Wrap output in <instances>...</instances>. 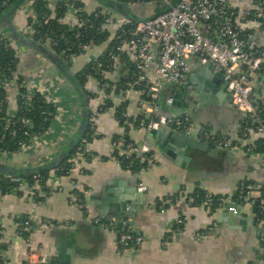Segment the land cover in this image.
Instances as JSON below:
<instances>
[{
	"label": "crops",
	"instance_id": "obj_1",
	"mask_svg": "<svg viewBox=\"0 0 264 264\" xmlns=\"http://www.w3.org/2000/svg\"><path fill=\"white\" fill-rule=\"evenodd\" d=\"M30 2L31 0H26L9 11L12 5L1 16L2 28L12 42L19 61L15 72L23 80L39 79L50 86L55 81H67L46 57L22 45L10 35L14 28L40 43L32 37L28 26ZM83 2L88 11L98 6L93 0ZM229 2L242 17H249L258 3L256 0ZM134 8L137 11L141 9L136 6ZM262 43L264 46V38ZM93 56L92 54L91 57ZM91 57L90 53L84 54L66 65L76 77ZM193 61L189 74L195 75L197 82L199 77L195 70L200 65ZM153 69L154 65L151 66L150 73H153ZM120 72L124 74L125 71L120 69ZM205 78L214 86L212 80ZM108 79L112 80L110 76ZM93 80L95 81L90 78L85 85ZM223 82L222 78L220 83ZM5 89L6 112L15 115L18 108V86L10 83ZM65 90L69 94L74 93L70 85ZM171 94L165 89L162 96L169 97ZM209 94L218 103L207 102L204 105V100L199 105L194 101L190 108L182 111L189 112L195 128L210 125L218 131L228 133L229 139L237 142L227 150L232 151L234 157L226 172L206 169V165L222 167L224 157L221 158L223 162L216 163L198 151L190 153L199 163V168L194 162H190L185 168L180 166L175 163L176 159L159 149L158 138L143 129L133 126L127 128L126 121L120 122L114 109L105 108L98 114L96 134L92 140L88 139L89 152L80 154L79 149L69 156H78L76 170L70 171L68 175H59L52 174L50 169L43 188L35 193L18 189L9 192L0 190V264H42L48 258H57L60 254V238L65 236L64 223L68 219H73L69 227H76L78 230L68 236L67 247L73 250L63 252L58 264L61 260L69 261L68 264H264V216H258L253 208L258 200L261 201L260 192L264 188V153L251 151L257 140L264 139V133L253 132L242 137L240 131L244 114L229 101V95L227 100L219 101L215 93L211 91ZM137 97V94L131 95L129 103L125 105L130 119L139 113ZM251 100L260 107L264 119V78L257 79L254 84ZM161 111L171 114L168 107ZM78 122L72 123L69 120L66 124L68 132L62 145L59 143L61 137L57 139L53 134L37 143L38 146L33 149L0 153V162L12 167L27 168L49 161L70 141ZM72 125L76 127L73 129ZM126 131L137 143L149 147L154 155L152 164L145 163L137 171L123 169L117 164L112 155L114 150L123 147V143L121 139L116 143L113 139L124 136ZM196 136L198 137L197 134ZM178 162L183 160L179 159ZM206 173L211 174L209 179L206 178ZM0 176L5 179L9 175ZM242 180L251 183L254 189L250 196L253 199H248L241 206L239 218L244 223L239 224L238 229L218 220V214L223 207L213 208L206 202L189 201V196L197 189L218 195L224 200V204L229 198L235 201L239 194L238 183ZM72 181L85 191L82 204L68 202L66 191ZM58 187H64L66 191H59ZM91 195L98 196V207L85 202L86 196ZM123 204L132 210L131 215L124 218L130 219V226L136 235L143 236L142 243L133 250L122 247L118 243L116 230L112 231L107 226L115 225L123 218L118 211ZM85 209L88 210L87 214L84 213ZM97 216L101 217L102 223H93L92 219ZM21 217L31 220L26 236L16 234L20 225L18 219ZM44 220L49 222L47 227L43 226ZM20 259L21 262L23 260L22 263Z\"/></svg>",
	"mask_w": 264,
	"mask_h": 264
},
{
	"label": "built area",
	"instance_id": "obj_2",
	"mask_svg": "<svg viewBox=\"0 0 264 264\" xmlns=\"http://www.w3.org/2000/svg\"><path fill=\"white\" fill-rule=\"evenodd\" d=\"M35 0H31L28 12L29 30L32 37L39 30L34 28L37 15L33 8ZM60 0H50L48 9L51 16H55V7ZM73 0H66L65 5ZM124 2L130 6L141 8L164 9L157 12L152 18L145 20H134L118 14L114 10L99 6V10L94 8L95 15L103 14L102 22L98 27V32H106V39L101 43H79L81 50L79 54L72 52V48H66L64 52L65 63H73L79 56L90 53L88 61L95 65V71L100 78L85 85L88 94V129L93 137L96 134V120L99 112L105 108L114 109L115 113L120 105H126L131 95L137 94V109L139 113L130 119L127 111L121 113L126 121V127L133 126L149 132L151 129L160 126L171 127L178 131L187 133L195 132L199 138H203L218 148L228 150L237 142L229 139L228 133L218 131L210 125H201L195 128L191 121V115L187 111H181L175 116H165L158 112V101L163 97L169 83L177 87L188 86L189 71L192 60L194 63L204 66H212L217 72L223 75V81L227 84L232 103L244 114V123L240 131L242 137L253 132L264 133V119L261 109L253 104L251 95L257 79L264 78V9L257 3L252 12V17H242L231 5L229 0H115ZM83 2V0H82ZM7 1H4L6 4ZM84 4V2H83ZM88 11L86 5L83 8H75L69 5L64 15L57 20L67 24L70 29L83 28L89 26L93 28L91 20L81 13ZM49 17V18H50ZM48 18H46L47 20ZM252 25V26H250ZM1 39H8L6 31L0 26ZM80 32L75 33L78 39ZM49 40V38H48ZM47 41V46H49ZM46 45V44H45ZM66 53V55H65ZM105 58L107 64L103 66L97 59ZM124 59L132 67L127 70V78L130 82L127 86H120L124 74L120 72ZM97 63V64H95ZM154 65L153 73H150L151 66ZM126 66V65H125ZM102 67H105L104 69ZM1 74V73H0ZM111 83L105 82L103 79ZM89 77V76H88ZM93 76L89 77L92 78ZM1 88L5 89L10 83L18 86V95L23 100L24 105L30 106L32 99L40 96L47 105L48 110H42L43 121L47 126L42 129L35 127L31 119L18 117L6 112L5 129H10L9 135L14 134V129L18 128L22 132V139L17 142L16 151H27L35 148L37 143L44 141L53 134L56 138L61 137V145L65 141L68 132L66 124L69 120L72 123L78 122L80 117V105L75 94H69L65 89L69 88V83L65 80L55 81L52 86L42 80L34 79L26 81L21 75L14 72L11 76L3 77ZM87 82V81H86ZM85 82V84H86ZM93 86V87H92ZM54 87V88H52ZM172 98L168 97L166 102L171 103ZM109 103L108 107H105ZM71 110L69 111V109ZM139 115L141 116L140 118ZM78 124V123H77ZM76 126L72 125L74 129ZM60 129V130H59ZM70 129V128H69ZM55 131L57 133H55ZM6 134H1V138H6ZM124 135L129 136V141L124 144L122 156L135 154L140 162H154V155L147 145L137 143L126 131ZM92 137V138H93ZM92 140V139H90ZM90 140L82 139L80 154L89 152ZM0 153L8 154L7 149L0 150ZM78 156L68 157L66 166L57 165L51 169L52 174L68 175L70 171L77 169ZM121 167L120 161L116 159ZM66 171L67 174H60ZM9 183H13V189L38 192L43 188L45 179L39 174L31 175L32 182L24 177L5 176ZM26 177V176H25ZM70 188L66 191L64 187H58L59 191H66L69 204H82L83 191L74 181L70 182ZM145 190L144 186H141ZM254 186L245 180L238 183L239 194L234 205H243L250 198ZM261 203L264 207V188L260 192ZM199 193H192L189 196L190 202L197 201ZM219 202L212 197L211 192L205 191L200 201L206 202L213 208L224 206V200L218 198ZM198 202V201H197ZM254 203L255 201L252 200ZM228 210L236 213L238 208L229 207ZM84 213H88L85 209ZM73 219L65 221L64 226L68 228ZM93 223H102L101 217H94ZM1 225V224H0ZM49 222L44 220L43 226L47 227ZM21 226V227H20ZM109 229L117 232L118 243L129 250L138 247L143 236L136 235L130 226V219L121 218L117 224L107 225ZM31 227L30 218H25L22 225L17 229V235L22 236ZM28 257V254H26ZM45 260V259H44ZM23 262V260H22ZM21 259H20V263Z\"/></svg>",
	"mask_w": 264,
	"mask_h": 264
},
{
	"label": "water",
	"instance_id": "obj_3",
	"mask_svg": "<svg viewBox=\"0 0 264 264\" xmlns=\"http://www.w3.org/2000/svg\"><path fill=\"white\" fill-rule=\"evenodd\" d=\"M26 0H17L13 6L10 8L9 11L14 10L19 5H21ZM98 5L102 7L109 8L114 10L120 15H123L127 18H131L134 20H145L148 18H152L155 16L156 12H159L164 9L163 7L152 9V8H141L137 11L134 7L129 6L128 4L120 1L115 0H93ZM16 41L21 43L26 47H30L40 54H42L48 61H50L62 74V76L67 80L69 85L72 87L75 96L77 97L80 105V120L78 122L77 127L72 135V138L67 143V145L63 148V150L54 158L50 159L49 161L42 163L37 166L27 167V168H17L9 166L3 162H0V174H7L19 177L31 176L35 174H40L42 172H48L53 167L60 164L63 160L68 158L70 154L73 152L74 148L80 143L83 139V136L87 130L89 116H88V97L78 79L73 75L70 71L66 63L56 55L48 46H45L41 43H38L36 40L24 36L22 33L16 31L12 28V33L10 34ZM199 77V80L195 82L196 78L195 75L189 74V87L188 86H181L177 87L173 83H169L166 87L167 92L171 94L172 100L171 103L165 102L166 97L163 96L158 101V112L165 116H175L178 115L182 109L190 108L192 102H197L199 105L204 100V105H207V102L218 103L217 100L212 98L209 92H213L218 97L219 101L227 100V96L229 95V90L227 88V84L225 82L220 83L223 75L221 72H215L212 66H204L200 65L198 69H196ZM194 71V72H195ZM196 73V72H195ZM209 78L212 80L214 86L208 82ZM0 83H1V74H0ZM210 90V91H209ZM230 96V95H229ZM230 102H232L231 98H228ZM168 107L170 111V115L162 113V109ZM187 111V110H184ZM188 112V111H187ZM149 134L158 138V146L159 149L163 150L168 156H170L175 160V163H179L182 167H188L190 162H194L195 166L199 168V163H197L194 158L192 157L190 152H200L207 155L213 162L219 163L223 162L222 167H216L213 165L212 167H208L206 165V169H210L211 171H227L230 167L234 153L232 151H227L221 148H218L215 144L196 136L195 133H187L186 131H178L171 127L160 126L158 128L151 129ZM171 143V144H170ZM197 157V156H196ZM224 157L222 160L221 158ZM198 158V157H197ZM181 159L183 162H178ZM211 174L206 173V178L209 179ZM136 194L138 193L137 189ZM87 204H94L98 207V196H86ZM232 198L227 199L223 206V210L218 214V220L225 221L229 223L231 228H240L239 224H243V221H240V209L241 205L237 206L234 205L231 201ZM236 207L238 208L237 212L234 213L228 210L229 207ZM104 209V207H101ZM120 215L122 217H129L131 215L132 210L127 209L126 206L123 204L122 207L118 208ZM103 212V211H102ZM99 212L100 216L104 217V214ZM77 231L76 227H68L64 230V237L60 238V247L58 246V251L60 254L57 258H48L42 264H58L57 262L59 259H62V253L69 249L67 247L68 243V236L73 232ZM73 253L75 251H72ZM69 261L61 260L60 264H68Z\"/></svg>",
	"mask_w": 264,
	"mask_h": 264
},
{
	"label": "trees",
	"instance_id": "obj_4",
	"mask_svg": "<svg viewBox=\"0 0 264 264\" xmlns=\"http://www.w3.org/2000/svg\"><path fill=\"white\" fill-rule=\"evenodd\" d=\"M4 1H7L6 4H4ZM16 0H0V26H2L1 22V16L4 14L5 11L10 8L13 3ZM259 5L264 9V0H256ZM66 0H60L55 7V16H51V11L48 9L47 0H35L33 3V8L35 10V13L37 15L36 22L34 24V28L36 30H39V33H36L34 35V38L37 39L40 43L43 45L47 44V41H49L50 48L56 55H58L62 60L64 58V52H66V48L71 47L73 50L72 52L79 54L81 50L79 49L78 45L79 43H101L106 39V32H98V27L103 19V14L95 15V12L92 11L94 8L99 10V6L94 7L91 9V12L82 11V15L89 18L94 25L93 28H90L89 26L83 27V28H73L70 29L67 24H64L57 20L58 18L62 17L65 13V11L68 9L69 5H73L75 8H83L84 4L82 0H73L69 2V5H65ZM157 13V12H156ZM50 17V18H49ZM252 17V14L249 16ZM46 18H48L46 20ZM3 27V26H2ZM80 32V36L78 39L75 38V33ZM2 33L0 32V73L3 77L11 76L16 71V65L19 62L17 56L15 55V49L13 48L12 42L10 39H1ZM49 38V40H48ZM47 46V45H46ZM67 53V52H66ZM65 53V55H66ZM98 62H101L103 66L107 64L105 58H99L97 59ZM65 61V59L63 60ZM124 65H122V68L125 72L123 78L121 81H118V84L122 87L127 86V83L130 82V79L127 78V70H132L133 67L124 59ZM71 64V63H69ZM97 64V63H95ZM126 65V66H125ZM96 66H93L92 61L86 63L83 66V69L76 75L77 79L81 83L86 95H88V91L85 87V82L88 80L89 77L93 76L92 78H100V75L95 71L94 69ZM103 69L105 67H102ZM127 69V70H126ZM89 76V77H88ZM105 82L111 83L110 80L103 79ZM6 89L0 88V150L7 149V153H11L17 150V142L22 139L23 135L21 130L18 128L14 129V134L11 136L9 135L10 131H12V127L10 129H5L6 126ZM33 103L30 104V106H26L23 103V100L20 99L19 95H17V113L16 116L18 117H27L31 119V121L34 123V128H45L47 126V123H44L43 121V114L41 113L42 110H48L47 105L44 103L43 99L40 96H36L32 99ZM109 103L105 105V107H108ZM125 111V105L118 106L116 110V117L120 122L124 121V118L121 116V113ZM141 116L139 115L138 118ZM6 134V138L2 139L1 134ZM93 135L89 131L88 127L87 130L83 136V139H92ZM119 139H123L126 143L129 141V136H116L113 140L114 142H118ZM82 142L77 145L75 150L73 152H77L80 149ZM256 146L251 151H254L255 153H264V139H259L256 141ZM121 149V150H120ZM124 150V144L123 147H119L117 150H114L113 157H115L117 160L120 161V165L123 169L131 170V171H137L142 166L145 165V163H142L139 161L137 156L133 153L130 156H122L123 153H120ZM67 158L63 160L60 164L62 166H68L66 165ZM48 172H42L39 175L46 179ZM60 174H67L66 171L61 172ZM27 180H30L32 182L33 178L31 176L24 177ZM248 182V181H247ZM249 183V182H248ZM13 188V183H9L6 179L2 178L0 176V190L2 192H9ZM46 190V189H44ZM205 190L197 189L195 193H199V197L197 201H200L203 197ZM212 197L216 200V202H219V196L216 194H212ZM261 199V198H260ZM254 212L262 217L264 216V207L261 203V201L258 200V202L254 205ZM25 218L18 219V223L22 225ZM21 227V226H20ZM23 236H26V232L23 233Z\"/></svg>",
	"mask_w": 264,
	"mask_h": 264
},
{
	"label": "rangeland",
	"instance_id": "obj_5",
	"mask_svg": "<svg viewBox=\"0 0 264 264\" xmlns=\"http://www.w3.org/2000/svg\"><path fill=\"white\" fill-rule=\"evenodd\" d=\"M130 6V5H129ZM131 7H133V6H131Z\"/></svg>",
	"mask_w": 264,
	"mask_h": 264
}]
</instances>
